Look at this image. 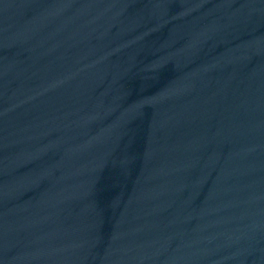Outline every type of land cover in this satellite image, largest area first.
Segmentation results:
<instances>
[{
    "label": "water",
    "instance_id": "obj_1",
    "mask_svg": "<svg viewBox=\"0 0 264 264\" xmlns=\"http://www.w3.org/2000/svg\"><path fill=\"white\" fill-rule=\"evenodd\" d=\"M0 264H264V0H0Z\"/></svg>",
    "mask_w": 264,
    "mask_h": 264
}]
</instances>
